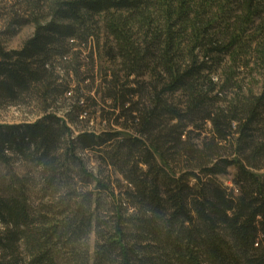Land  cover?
<instances>
[{
	"label": "trees",
	"instance_id": "obj_1",
	"mask_svg": "<svg viewBox=\"0 0 264 264\" xmlns=\"http://www.w3.org/2000/svg\"><path fill=\"white\" fill-rule=\"evenodd\" d=\"M46 16L20 49L0 44V98L37 86L44 101L67 91L54 60L93 40L102 23L105 55L119 66L104 77L105 96L138 136L81 130L73 138L48 103L33 122L0 123V163L7 151L33 159L53 191L38 212L25 177L0 190V264H264V0H50ZM249 66L258 93L232 81ZM134 77L146 78L143 108L132 103ZM73 112L71 123L81 106ZM207 122L210 136L195 142L189 128ZM78 147L96 148L100 170L87 168ZM230 167L237 194L217 179Z\"/></svg>",
	"mask_w": 264,
	"mask_h": 264
},
{
	"label": "rangeland",
	"instance_id": "obj_2",
	"mask_svg": "<svg viewBox=\"0 0 264 264\" xmlns=\"http://www.w3.org/2000/svg\"><path fill=\"white\" fill-rule=\"evenodd\" d=\"M50 0H0V44L6 50H18L24 42L29 39L35 30L34 20L41 22L47 20L48 4ZM100 29L97 32L98 38L89 40V42L80 44L75 41L72 49L66 55V59L54 60V75L57 77V83L68 86V90L63 93L51 96L47 101L42 98V88L37 86L35 90L29 93H20L15 99L0 98V123L2 124H19L24 122H33L43 114L44 103L49 104V111L55 112L59 117L64 118L72 131V137L75 138L81 130H90L93 132L108 131L120 132V139L127 135L138 136L137 127L131 120L121 116L119 119L116 115L120 113L121 108H115L112 100L108 99L103 89L104 77L112 75L119 69L118 61H110L105 55V44L107 40L103 30L102 23H99ZM227 65V64H226ZM224 62L221 67H224ZM249 66L248 68L237 70V74L232 81L243 84V88L252 89L258 93L261 87V78L257 70ZM223 68H220L214 78H220L223 74ZM109 79V78H108ZM136 83L132 86L138 90V96L133 98L132 103H136L135 107L143 108L148 102V92L144 81L146 78L134 77ZM80 83L79 88L77 85ZM244 89V91H245ZM59 91L63 88H59ZM81 106L82 112L79 113L74 123L69 122V117L74 116V107ZM191 138L198 142L205 136H210L211 125L209 122L202 124L199 129L190 127ZM67 138V137H66ZM65 143L62 145L64 146ZM7 164L0 163V190L7 191V186L13 176L25 177L29 184L27 186L28 201L32 208L36 211L44 210L49 206L53 198V191L48 190L42 183L40 169L33 159H25L16 154H11ZM76 154L85 163L90 171L100 170L101 160L96 148L89 150L76 149ZM103 167V166H102ZM111 180L115 189L116 197L127 205V200L121 194L125 189V182L121 180V175L113 172L111 169ZM77 174V170L74 172ZM235 168L230 167L225 175L217 176L227 187L234 189L232 178ZM79 176H75L76 180H80ZM120 180L118 183L116 180ZM78 185H83L81 180ZM86 187V186H85ZM86 189H93V185L87 186ZM121 192V193H120ZM122 200H121V199ZM110 197L107 193L102 194L101 211L109 209ZM54 211H58L55 209ZM46 213V212H44ZM52 214L48 213L47 217ZM1 228V227H0ZM91 247L94 243V235L89 240Z\"/></svg>",
	"mask_w": 264,
	"mask_h": 264
}]
</instances>
